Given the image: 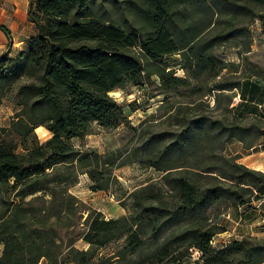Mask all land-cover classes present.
<instances>
[{
  "label": "trees",
  "instance_id": "obj_1",
  "mask_svg": "<svg viewBox=\"0 0 264 264\" xmlns=\"http://www.w3.org/2000/svg\"><path fill=\"white\" fill-rule=\"evenodd\" d=\"M28 21L36 34L26 48L15 58L0 56V109L11 95L17 107L0 135L25 145L45 127L53 137L23 154L0 140V264H189L192 250L202 254L194 264H264V240L244 238L215 249L214 238L225 230L210 215L264 199V173L223 155L232 140L250 150L264 138V88L224 80L236 66L215 55L219 46L247 40L252 23L260 22L264 35V0H29ZM0 30L10 36L5 26ZM135 49L140 56L129 53ZM174 55L188 77L169 70L164 60ZM243 63L251 65L246 58ZM250 72L264 81L256 67ZM154 76L162 94L190 91L192 100L166 112L177 130L105 154L72 144L94 124L107 130L128 125L110 93L128 84L144 88ZM234 90L241 104L219 100ZM213 92L222 118L209 115L204 99ZM244 115L256 121L245 125ZM133 163L161 174L129 194L134 211L109 220L89 213L82 236L87 250L77 249L74 238L65 241L59 230L75 231L82 205L69 194L73 178L86 174L94 191H110L119 185L115 170ZM120 239L125 245L113 256L99 254Z\"/></svg>",
  "mask_w": 264,
  "mask_h": 264
},
{
  "label": "rangeland",
  "instance_id": "obj_2",
  "mask_svg": "<svg viewBox=\"0 0 264 264\" xmlns=\"http://www.w3.org/2000/svg\"><path fill=\"white\" fill-rule=\"evenodd\" d=\"M0 2H3V0H0ZM215 33L212 30L207 36L212 37ZM21 39L24 40L25 36H21ZM10 43L13 44L14 41ZM247 44H250L249 53H245ZM17 47H20V45H17ZM17 51L12 56H10V52L4 54L15 58L18 55H16ZM129 53L134 56H140L139 51L136 49ZM215 55L225 63L236 66L231 67L228 75L226 74L227 72H224L226 75L223 78L224 80L230 82L239 81L240 83L251 81L264 88V81L259 77L251 76L250 72L252 67H256L264 76V35L262 34L260 22H255L248 26L247 40L238 38L223 46H219L215 50ZM243 58H246V61L251 64L249 67L246 64L244 65ZM164 61L167 63L169 70L176 72L177 77H188V73L181 66L183 60L180 55L167 57ZM152 82L153 84L147 83L144 88L128 84L124 88L116 89L110 93V96L119 105L124 107L128 116V125L107 130L94 124L91 128L90 135L82 139H73L71 141L72 144L76 148H90L97 150L100 154H105L121 148L130 150L140 146L147 137L153 134L177 130L174 121L167 118L166 112L172 107L175 108V105L178 103L184 104L187 100H192L188 97L190 91L182 90L184 92L182 96L174 93L170 95L162 94L159 87L160 81L156 76L153 77ZM244 89H246V86ZM216 95L217 92H213V94L205 97L204 100H209V115L214 118H222L223 112L220 110L216 111L215 109ZM13 97L14 95L9 96L0 109V128H10L12 117L17 110L16 100ZM230 98L233 100V107L238 106L241 104V100H244L237 90L226 91L224 95H221L219 100H231ZM226 116L230 118V115ZM241 118L243 119L242 123L245 125L256 121V118L252 115H244ZM132 128H137L140 135H135ZM52 137L53 135L45 127H39L35 130V138H30L25 145L19 137L8 134H1L0 140L4 139L5 141L17 144V152L23 154L25 153V149L31 147L35 141L45 143ZM223 155L227 157L239 156L240 163L250 169L264 173V138L256 147L250 150H245L240 142L232 140L225 145ZM64 173H66L65 169ZM114 175L119 185L110 191H94L91 188L92 181L86 174L76 175L73 178L75 180L69 184V194L76 197L82 205H80L81 209L76 212L73 218V222L77 223L75 231L68 235H65L67 232L64 229H60L59 231L60 235L64 236L65 241L74 238L73 240L77 249L87 250L90 248L82 239L83 234L87 231L85 222L89 213H100L105 220L117 219L131 214L134 211V205L132 199L128 197L129 194L149 184L151 181L158 180L161 176L154 169L139 163H133L117 169ZM46 200H50V197L47 196ZM210 215L217 222H221V228L225 230V232L214 238L212 246L215 249H222L226 245L235 241H241L244 238L264 240V199L255 202L250 207L240 208L239 210H235L234 207L227 208L222 206L216 210H212ZM124 245L125 239L112 241L106 247L100 249L99 254L105 257L113 256ZM2 251L3 246L0 245V255ZM201 256L202 254L198 250H192V257L189 264H194ZM44 263L42 262L41 264Z\"/></svg>",
  "mask_w": 264,
  "mask_h": 264
},
{
  "label": "crops",
  "instance_id": "obj_3",
  "mask_svg": "<svg viewBox=\"0 0 264 264\" xmlns=\"http://www.w3.org/2000/svg\"><path fill=\"white\" fill-rule=\"evenodd\" d=\"M28 10L29 0H3L0 2V25L5 26L11 32L7 37L0 30V56L6 52H10V56H12L17 49L16 55L19 54L26 48V41L35 36L36 29L28 21ZM21 36H25V39L22 40ZM11 41L14 43L11 44Z\"/></svg>",
  "mask_w": 264,
  "mask_h": 264
}]
</instances>
